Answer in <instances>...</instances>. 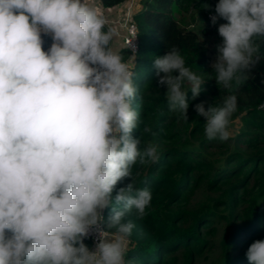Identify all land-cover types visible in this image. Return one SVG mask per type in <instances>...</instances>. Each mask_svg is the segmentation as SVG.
I'll use <instances>...</instances> for the list:
<instances>
[{
    "label": "clouds",
    "instance_id": "9594fccd",
    "mask_svg": "<svg viewBox=\"0 0 264 264\" xmlns=\"http://www.w3.org/2000/svg\"><path fill=\"white\" fill-rule=\"evenodd\" d=\"M220 18L212 68L230 89L261 58L264 0H218L211 23ZM107 23L93 0H0V264H131L135 225L126 217L142 219L152 199L135 187L132 166L154 164L160 153L133 136L135 73L112 46ZM153 67L169 110L188 120L187 92L198 97L204 79L175 47ZM194 108L209 140L230 138L236 95ZM125 178L131 182L117 188ZM90 236L94 248L84 242ZM246 257L264 264V239Z\"/></svg>",
    "mask_w": 264,
    "mask_h": 264
},
{
    "label": "trees",
    "instance_id": "16d2710c",
    "mask_svg": "<svg viewBox=\"0 0 264 264\" xmlns=\"http://www.w3.org/2000/svg\"><path fill=\"white\" fill-rule=\"evenodd\" d=\"M100 1L104 7H113L126 0ZM137 2L132 20L138 28L139 47L130 67L138 88L133 107L139 120L133 136L141 139V149L148 143L157 145L160 158L154 164L137 161L132 166L135 187L148 188L152 199L142 219L135 214L126 217L135 225L126 260L131 264H195L210 247L203 228L210 231L214 222L221 221L226 223L221 245L227 263L249 264L248 247L264 239V109L259 108L264 104V44L259 62L242 74L243 81L238 85L233 81L232 88H225L215 79L213 49L206 39L218 34L219 26L213 25L209 16L215 13L218 0ZM205 4L211 7H203ZM108 28L106 25L105 30ZM43 38L47 50L51 38ZM173 47L185 65L205 81L195 99L190 89L187 92L188 120L169 110L167 86L158 84L153 67L154 59ZM120 52L123 58L132 55L124 47ZM229 95L237 96V110L232 115L240 117V130L227 141L209 140L206 118L198 115L194 106L201 102L206 110L222 106ZM145 126L151 132H144ZM216 147L226 151L212 152ZM200 181L223 192L211 204L190 208L188 198ZM129 182L131 178H125L117 188ZM103 215L106 221L110 208ZM108 231L114 233L115 229ZM84 242L93 247L90 238Z\"/></svg>",
    "mask_w": 264,
    "mask_h": 264
},
{
    "label": "rangeland",
    "instance_id": "374dc122",
    "mask_svg": "<svg viewBox=\"0 0 264 264\" xmlns=\"http://www.w3.org/2000/svg\"><path fill=\"white\" fill-rule=\"evenodd\" d=\"M93 3L97 7V9L104 15V11L102 12V9L108 8L104 7L100 0H93ZM138 2L137 0H126L122 6H115V8L118 10V14L125 13V10L131 9L133 12L138 9ZM130 11V10H129ZM212 15L215 14L214 12L211 13ZM132 15V13H131ZM221 23H226L222 18L219 19V21L215 24L218 25ZM207 41L209 42L210 46L213 49V63L216 60L217 56V48L216 45L222 43V38L217 34L208 35L206 37ZM122 44V43H121ZM131 55L127 54L124 56L125 60L126 58H129ZM134 57L131 56L128 61L125 62H131L133 61ZM207 99V98H206ZM209 99V98H208ZM210 101V100H209ZM241 119L238 116H231L230 118V124H229V131L231 133V136L236 135L241 127ZM212 152H218L222 153L224 148L216 147L215 149H211ZM222 159V158H221ZM223 190H220V188H215L213 186H209L205 181H200L196 184L195 189L192 191L188 198V205L190 208H195L203 203L211 204L214 202L216 198H219ZM226 223H221V221L214 222L213 227L210 229V231L204 230V235L209 241V246L202 255H199L197 257V260L195 264H228L227 259L224 253V250L222 249V239L225 235V227ZM111 238V237H109ZM180 253V252H178Z\"/></svg>",
    "mask_w": 264,
    "mask_h": 264
},
{
    "label": "built area",
    "instance_id": "2783aa9c",
    "mask_svg": "<svg viewBox=\"0 0 264 264\" xmlns=\"http://www.w3.org/2000/svg\"><path fill=\"white\" fill-rule=\"evenodd\" d=\"M108 8H111V7H108ZM129 10L128 11L125 10V13L119 14L118 19L114 20V19L108 18L106 16H105V18L107 19V22H108L107 26L109 28L113 29L114 31H116L118 36H120L122 47L128 49L133 55L139 47V38H138L137 25H136L135 21L132 20L131 13H133V11L131 9H129ZM211 15L212 14L210 13L209 16H211ZM115 23H119V25L121 26V31H119L116 28ZM128 64L130 66L131 62L129 61ZM111 234H112V232H109V237H111ZM89 238L92 240V243H93L92 248H94L95 238H94V236H90Z\"/></svg>",
    "mask_w": 264,
    "mask_h": 264
},
{
    "label": "crops",
    "instance_id": "0c3cea01",
    "mask_svg": "<svg viewBox=\"0 0 264 264\" xmlns=\"http://www.w3.org/2000/svg\"><path fill=\"white\" fill-rule=\"evenodd\" d=\"M124 4V2L123 3H121V4H119L120 6H122ZM118 5V6H119ZM104 11V16H106V17H108V18H111V19H118L119 18V14L117 13V9L115 8V6H113V7H111V8H105V9H102V12ZM115 25H116V28L119 30V31H121V26L119 25V23H115ZM114 33H115V35H114V38H113V41L111 42L112 43V46L114 47V48H116V49H118V50H120L121 48H123L122 47V44H121V38H120V36H118V34L116 33V31H114ZM131 56H133V55H131ZM130 56V57H131ZM129 57V58H130ZM129 58H126V60H125V58H123L125 61H128L129 60Z\"/></svg>",
    "mask_w": 264,
    "mask_h": 264
}]
</instances>
